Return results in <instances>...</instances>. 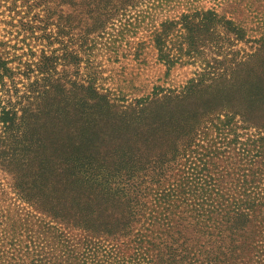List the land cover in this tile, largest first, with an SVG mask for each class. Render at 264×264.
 I'll return each instance as SVG.
<instances>
[{
  "label": "trees",
  "instance_id": "obj_1",
  "mask_svg": "<svg viewBox=\"0 0 264 264\" xmlns=\"http://www.w3.org/2000/svg\"><path fill=\"white\" fill-rule=\"evenodd\" d=\"M214 1L252 13L264 5ZM168 3L0 0L2 13H36L42 4L46 26L57 16L56 33L42 28L47 43L39 51L19 53V37L13 43V35L22 43L34 35L33 17L0 40V167L18 197L41 213L95 237H131L146 264H240L245 256L264 264V123H251L248 112L185 106L232 82L244 60L264 49V37L248 39L246 28L213 8H187L151 26L168 69L197 67L181 90L156 89L119 106L98 92L95 79L79 77V53L95 42L91 36L109 34L139 5L162 13ZM65 13H78V21ZM240 43L258 45L240 56ZM227 100L235 106L240 99ZM178 158L185 163L172 174Z\"/></svg>",
  "mask_w": 264,
  "mask_h": 264
},
{
  "label": "rangeland",
  "instance_id": "obj_2",
  "mask_svg": "<svg viewBox=\"0 0 264 264\" xmlns=\"http://www.w3.org/2000/svg\"><path fill=\"white\" fill-rule=\"evenodd\" d=\"M19 2L18 5L21 4ZM144 5H139L131 13H120L123 14L119 18L121 22L116 21L115 27H109V34L102 37L91 36L90 40L94 39L95 42L89 50L85 46L83 49L86 50L79 53L82 59L79 77L86 79L90 76L95 79L98 92L108 95L119 106L128 105L136 99L151 97L156 89L179 91L194 77L197 70L196 65L189 63L177 64L168 69L158 59V52L151 39V26L154 22L158 25L166 17H174L187 11V8H213L220 15H225L246 28L248 39L264 37V5L256 6V12L259 13L248 12L242 5L239 7L229 2L217 4L214 0H169L162 13H147L148 8ZM41 9L42 4L35 10L36 13H2L5 8L1 6L0 40H7V31H15L17 27L13 25H18L21 19L32 21L33 17L34 35L28 34L24 43L21 42V34L13 35V43H17L16 37H19V53L30 47L34 51L45 47L47 41L40 38L42 28L47 27L48 32L56 33L57 16L49 20L46 26L47 13H43ZM63 9L65 12L71 11L68 6ZM65 14L78 21V13ZM12 21L14 24H10ZM257 45L240 43L235 49L241 56L252 53ZM58 47V43H53L50 48ZM255 52L257 56L244 60V64L231 78L232 82L225 81L203 90L186 103V108L190 107L194 112L195 109H212L215 112L238 110L240 114L248 112L251 116L250 122L262 126L264 49H257ZM230 97L239 98L238 104L234 106L228 102L227 98ZM255 111L260 113L258 118L253 116ZM177 162L172 174L178 172L185 159L178 158ZM147 178L157 179L151 176ZM14 184L13 177L0 167V264H146L136 251L137 245L132 242L133 238L114 240L95 237L77 227L62 224L20 199ZM163 238L166 239V235ZM245 262L255 264L247 256L242 257L239 263ZM259 264L262 262L259 261Z\"/></svg>",
  "mask_w": 264,
  "mask_h": 264
}]
</instances>
